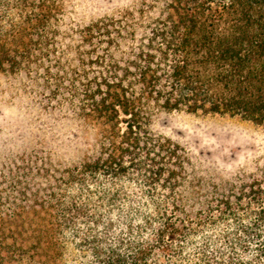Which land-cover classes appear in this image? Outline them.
Segmentation results:
<instances>
[{
  "label": "trees",
  "instance_id": "16d2710c",
  "mask_svg": "<svg viewBox=\"0 0 264 264\" xmlns=\"http://www.w3.org/2000/svg\"><path fill=\"white\" fill-rule=\"evenodd\" d=\"M59 0H0V73L92 133L81 157L0 162V264H264V157L224 178L161 113L264 126V0H138L64 29Z\"/></svg>",
  "mask_w": 264,
  "mask_h": 264
},
{
  "label": "rangeland",
  "instance_id": "374dc122",
  "mask_svg": "<svg viewBox=\"0 0 264 264\" xmlns=\"http://www.w3.org/2000/svg\"><path fill=\"white\" fill-rule=\"evenodd\" d=\"M64 29L103 16L117 15L138 0H59ZM40 83L22 75L0 73V162L43 150L53 161L69 163L82 156L92 133L71 120L61 97H47ZM155 130L184 146L192 161L224 178L253 171L264 157V126L219 114L167 112Z\"/></svg>",
  "mask_w": 264,
  "mask_h": 264
}]
</instances>
